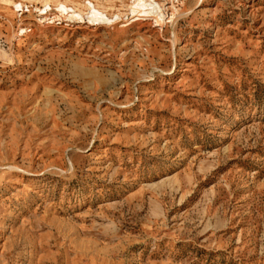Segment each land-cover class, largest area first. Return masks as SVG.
Listing matches in <instances>:
<instances>
[{"label":"rangeland","instance_id":"374dc122","mask_svg":"<svg viewBox=\"0 0 264 264\" xmlns=\"http://www.w3.org/2000/svg\"><path fill=\"white\" fill-rule=\"evenodd\" d=\"M0 264H264V0H0Z\"/></svg>","mask_w":264,"mask_h":264}]
</instances>
